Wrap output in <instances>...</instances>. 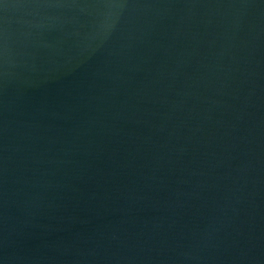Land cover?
<instances>
[{"label":"water","instance_id":"1","mask_svg":"<svg viewBox=\"0 0 264 264\" xmlns=\"http://www.w3.org/2000/svg\"><path fill=\"white\" fill-rule=\"evenodd\" d=\"M0 264H264V0H0Z\"/></svg>","mask_w":264,"mask_h":264}]
</instances>
